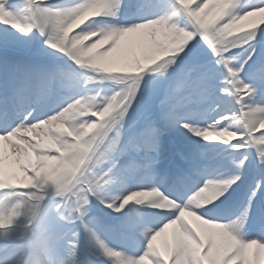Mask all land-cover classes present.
<instances>
[{
    "label": "snow or ice",
    "instance_id": "6c2138e0",
    "mask_svg": "<svg viewBox=\"0 0 264 264\" xmlns=\"http://www.w3.org/2000/svg\"><path fill=\"white\" fill-rule=\"evenodd\" d=\"M122 4L76 0L51 7L47 0H0V46L38 55L25 39L35 30L48 49L94 74L80 80L22 56L3 61L11 76L0 80V264H96L81 257L80 232L66 228L77 222L94 243L92 256L112 264H261L264 230L246 234L258 194H264V132L256 134L264 127V19L246 30L237 26L264 16V0L248 7L241 0H171L163 14L131 24L99 19L116 20ZM66 16L72 21L65 23ZM129 34L145 37V50L130 70L108 67L105 58ZM202 51L211 64L201 62ZM98 80L120 87L109 96L83 91ZM57 88L81 91L55 111L34 116L35 105ZM205 105L214 117H205ZM133 112L136 119L127 123ZM201 140L230 147L236 172L204 177ZM5 146L29 181L22 187L4 173ZM253 159L260 178L246 192L242 210L235 218L212 215ZM110 185L123 191L107 197ZM202 193L214 203L202 200ZM93 200L121 216L112 229L144 238L139 254L109 247L88 226ZM141 207L165 221L150 228ZM170 228L171 239L161 248L157 239Z\"/></svg>",
    "mask_w": 264,
    "mask_h": 264
},
{
    "label": "rangeland",
    "instance_id": "374dc122",
    "mask_svg": "<svg viewBox=\"0 0 264 264\" xmlns=\"http://www.w3.org/2000/svg\"><path fill=\"white\" fill-rule=\"evenodd\" d=\"M48 5L51 7H60V5H58L59 0H47ZM137 0H123V4L120 8V12H119V16H121V14H125L126 12H129L130 10V5L131 3L133 4V2L135 3ZM142 2L146 1V0H141ZM242 5H252L254 3H257L258 0H241ZM138 10H141V7L138 6L137 8ZM137 10V11H138ZM212 14V10H210L209 15ZM264 19V16H255V17H250L248 18V20L246 21H241L240 24L237 26L240 30H246L248 28H250L253 24L259 25L261 20ZM116 25H120V21L118 20ZM264 27V26H262ZM9 32H11V29H8ZM4 32V26H0V39H2V35ZM35 32L33 31L32 33L29 34V37H25V39H31L32 43L29 46L31 52H35L38 53V55L35 56H31L28 53V50H24V49H13V51L17 56H26L29 58H34L37 61L38 60H42V61H46L48 63H51L55 66H58L59 68H65V67H69V68H74L80 70V72H83L84 76H88V75H94L93 73H91L90 71L84 70V69H80L78 68L75 64H72L73 62L70 61L67 56L65 55H61L58 51L54 52L51 49H48L44 43H43V37L41 36L39 38V40H36L37 43H35L33 40L35 39ZM37 33V32H36ZM235 34H239L238 32ZM146 39V38H145ZM259 39V37H258ZM147 40V39H146ZM145 41V40H144ZM39 46V47H37ZM139 49V48H138ZM258 51H261V46L258 45ZM5 51H7V47H3L0 46V54H4ZM95 51V50H94ZM143 49L139 50V56H141V54L143 53ZM237 53H240L241 50H236ZM9 52H11L9 50ZM125 54L129 57H132V61H134V58H136L134 56V49L131 46H128L125 49ZM200 60L201 62L205 63V64H211L212 63V59H211V55L209 53H207L206 51H202L200 53ZM105 63L108 67H111L113 69H126V70H130L134 65L133 63H127L126 59L125 60H119V59H110L105 60ZM109 63V64H107ZM10 73V72H9ZM97 76H99L100 74H95ZM11 76V73H10ZM77 79L82 80L83 78L78 77ZM222 79V72L220 69H217V82H219ZM105 87V88H103ZM118 87H120V85H117L114 81H95L89 85H87V88H90L89 94H95L97 92H99L101 90V88L105 89V91L101 94L102 96H109L113 93V91H115ZM99 119V118H98ZM260 132H264V127H260L257 130V135H259ZM91 135V133H90ZM192 140H195V137L191 138ZM201 145H203V149H202V157L201 159L206 161L204 162V164H206L207 168L206 170L203 172V175L206 177H216V175L221 176L224 174L227 175H231L232 173L236 172L235 167L232 165L231 163V158L227 159L223 165H221V160L219 158V156L221 154H223V152L227 151V150H231L230 147L223 145L222 143H215V142H210V143H205L202 140L200 141ZM234 155V154H232ZM229 158V157H228ZM214 160V161H211ZM216 161V162H215ZM220 161V162H218ZM217 163V164H216ZM216 164L218 166L221 165V168L219 170V173L216 175H213L210 173L211 170V166L213 167V165ZM210 165V166H209ZM248 168V167H247ZM247 171V170H246ZM245 173L242 175L241 177V182H238L239 186L234 185L233 189L234 191H230V193H226V199L224 197L221 198V200H224V203H229L230 200H232V198L238 200L237 204H235L234 207L227 209V210H216L214 213H212V215H215L221 219H226V218H235L236 215L239 214V212L242 210L244 204L246 203V192L249 190V188L253 185L250 184V182L248 181V175ZM220 174V175H219ZM213 175V176H212ZM256 175L258 176V178H260L258 172L256 173ZM129 186L130 187H134L136 186V183L133 181L129 182ZM123 191V186L122 185H110L108 187H106L105 189V195L107 197H114L117 195H120L121 192ZM218 205H221L220 201L216 202ZM98 201L93 200L92 202V206L90 208V211L92 213V211H95L96 214L93 215V218H89L86 220V223L88 224V226L111 248H114L116 250L125 252L127 254H139L140 251L143 250L144 247V238L142 236L139 235V233H135L133 234L134 237L137 238V246L133 247L131 246L129 243L127 245H121L119 242H117V240H115L114 242L112 240H109L106 238V235L103 231H112L114 229H112L110 227V225L113 224H117V223H109L106 222L105 219H107L108 216H120L117 215L113 212H111V210L107 209L106 207H104L103 205L99 204ZM261 205H264V194L260 195L258 194V198L255 201L254 204V208H253V212L251 214V216L249 217V221L251 224V230L247 232L246 234V238L248 236H253V235H258L261 230H264V214H262V209L263 207H261ZM99 207V208H98ZM133 207V205H129L128 208L125 209V213H127V211L129 210V208ZM144 210L149 211L150 213H154L153 210L151 208L148 207H144ZM104 213V217L102 216V212ZM156 217H154V219L157 218L158 222H155L153 225L152 223H148V226L151 227H159L166 219L165 216L163 215H157L155 214ZM211 218V217H209ZM91 219V220H90ZM186 219L190 220L192 219V217H186ZM89 220V221H88ZM197 227H200L202 230L205 228L204 225H201L199 222L198 224H196ZM101 229H104L103 231ZM116 231V230H114ZM172 232L173 229H169L168 232L165 234V236H162L161 239H159V242H156L158 246H160L161 248H163L164 245V241L165 239H171L172 236ZM72 239V236L69 238ZM80 245H81V257L84 259V252L87 248L93 250L94 249V243L90 241L89 237L87 236L86 233H84V235L82 233H80ZM253 251L255 252L256 250L253 249ZM100 258L102 260H104V262L106 261V263L108 264H112V261L106 257L100 256ZM89 259V258H87ZM260 261L261 264H264V254H260ZM96 263H99L97 261H95Z\"/></svg>",
    "mask_w": 264,
    "mask_h": 264
},
{
    "label": "bare ground",
    "instance_id": "6f19581e",
    "mask_svg": "<svg viewBox=\"0 0 264 264\" xmlns=\"http://www.w3.org/2000/svg\"><path fill=\"white\" fill-rule=\"evenodd\" d=\"M243 6L244 7H248L247 4L243 5ZM161 12H164V11H161ZM161 12L158 10V8L157 9H153L151 7L149 10L144 11V12L142 11L139 14H137V18H136L137 22L139 20L143 19V18H147L148 17L147 14H149L150 17H153V16H156L157 14L161 15V14H159ZM125 24H130V23H129V21H125ZM130 44H131V46L134 49V56L138 57V55H140L139 54L140 53L139 50L140 49L145 50V47H146V44H147V40L145 39V37H142V36H140L138 34H129L128 36H125V37H123L120 40V42L117 45V47L112 52H110L108 54V56L105 58V60L109 61L112 58L114 60L115 59H119V60L122 61V60L126 59L127 63H133L132 57H129V55L127 56L125 54V49L128 46H130ZM107 64H109V63H107ZM66 91H68L69 93L72 94L73 91H76V89L69 90V89L66 88ZM50 101H51V93L44 100H42L40 103L35 105L36 111L33 113V115L37 116V117H40V116H43L44 114H46L48 112L55 111L59 107L63 106V105H61V106L52 107ZM89 115H90V113H89ZM214 115L215 114L211 111V109H209L207 112H205V116H207V117H209V116L214 117ZM200 121H204L205 122V120H202V119H200ZM5 126H6V124H5ZM3 156H4L3 169H4L5 175L7 177H11L13 183L16 184L17 186L22 187L24 184L29 183V181H27L24 178L23 173L19 169V166H18V163H17V157L11 152L10 148H8L7 146L4 147ZM33 159H34V157H33ZM227 174H224V175H221V176H227ZM216 176H218V175H216ZM2 177H3V174H2V172H0V178H2ZM11 199L14 200V198H11ZM191 222L193 224H195V225L198 224V221H196L194 218L191 219ZM159 239H161V237H159L157 239V242H159Z\"/></svg>",
    "mask_w": 264,
    "mask_h": 264
},
{
    "label": "clouds",
    "instance_id": "9594fccd",
    "mask_svg": "<svg viewBox=\"0 0 264 264\" xmlns=\"http://www.w3.org/2000/svg\"><path fill=\"white\" fill-rule=\"evenodd\" d=\"M72 19H73L72 16H66V17H64V22H65V23L71 22ZM201 199H202V200H206L209 204H210V203H214V201H213L212 198H211V194H210V193H202V195H201ZM202 206H203V207H207L208 205H207V204H204V205H202Z\"/></svg>",
    "mask_w": 264,
    "mask_h": 264
}]
</instances>
